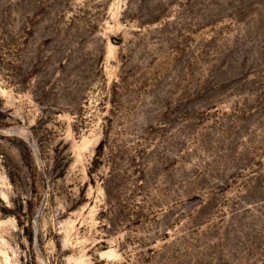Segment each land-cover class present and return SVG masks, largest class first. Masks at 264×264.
I'll return each mask as SVG.
<instances>
[{
  "label": "rangeland",
  "instance_id": "374dc122",
  "mask_svg": "<svg viewBox=\"0 0 264 264\" xmlns=\"http://www.w3.org/2000/svg\"><path fill=\"white\" fill-rule=\"evenodd\" d=\"M0 264H264V0H0Z\"/></svg>",
  "mask_w": 264,
  "mask_h": 264
}]
</instances>
